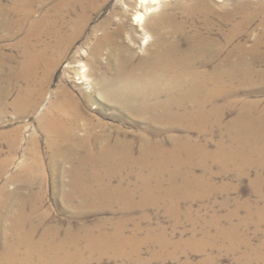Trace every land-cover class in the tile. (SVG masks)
Listing matches in <instances>:
<instances>
[{"label":"bare ground","instance_id":"obj_1","mask_svg":"<svg viewBox=\"0 0 264 264\" xmlns=\"http://www.w3.org/2000/svg\"><path fill=\"white\" fill-rule=\"evenodd\" d=\"M161 1L165 0H138L139 10L135 11L134 24L141 26L145 17L154 13ZM217 1L218 4L211 0H179L171 6L166 5V9L171 10L169 13H159L144 28H138L144 36L142 46L152 39V44L142 56L125 43L123 24L119 23L115 29L109 30L107 24L110 21L107 20L93 30L88 42L90 55L84 65H78L79 71L73 77L76 84L86 87V90L79 89L82 103L63 85L39 127L54 156H81L84 166L85 159L111 158L114 162L110 167L103 162L92 163L93 172L103 171L106 179L116 177L121 182L133 177L134 182L112 190L102 183L98 193L86 187L79 191L80 208L95 204L97 207L94 206V209L112 210L117 207L127 212L167 202L169 209L176 212L180 202L190 204L224 192L226 186L214 182V167L218 175L225 176L231 171L238 178L246 177L250 169L264 171V107L261 105V109L255 101L239 99L242 89L252 90L259 83H264V0ZM82 3V0H59L41 19H33V0H11L7 6H3L0 0V13L18 16L13 23H8L5 34L15 37L24 28L27 30L20 41L24 47L23 61L14 75L30 83L29 95L27 93L28 96L20 101L26 100L32 110L36 109L37 100L48 86L58 55L64 53L72 38L80 35L86 26L89 18ZM76 6L81 8L80 13L77 20L71 22V34L63 38L61 28L65 24V9ZM257 21L259 30L247 46L252 26ZM43 36L53 40L43 45ZM41 44L42 51H38L37 47ZM104 49L108 51L105 64L99 60ZM90 76L94 77L92 83L88 79ZM95 96L105 100L107 106L142 121L139 135H135L141 144L138 149H135L133 141L123 138H128L130 133L121 132L120 128L111 130L106 123L85 110L95 101ZM235 109H238L237 117L223 124L225 113ZM75 124L84 126V135L78 139L75 134L77 129L72 130ZM156 124L164 125L161 134L153 127ZM216 130L221 131V135L211 151L207 142ZM174 131H181L184 135L174 139ZM191 132L197 134L195 140L190 137ZM162 134L169 139L167 145L152 139V136ZM16 136L14 139L9 133L2 136L11 152L19 143V135ZM30 144L34 151L35 140H31ZM8 162L0 165V174ZM32 162V167H24L18 172L27 171L35 177L40 176L42 166L37 157ZM197 168L201 172L199 175L195 173ZM121 170L125 172L123 179ZM18 176L9 180H18ZM260 180L263 178L258 177L251 184L257 195H260L257 188ZM86 195L91 196V200ZM262 197L258 200L263 201ZM3 207L0 202V210ZM22 218L29 219L28 216ZM24 222L16 220L7 228L9 239L29 242V233L20 235L21 228L26 226ZM70 237L68 234L59 243V250H66L63 253L66 263L71 261L74 253L80 252L77 249L79 239L85 241L86 250L104 251L128 246L131 240L124 237L121 224L112 234L103 231L92 234L87 230L76 240ZM10 245L5 244L3 249L9 252ZM55 250L57 247H45L43 252L55 254ZM25 251L23 261L27 263L29 252L33 250L27 247ZM11 262L14 264L16 261L10 258Z\"/></svg>","mask_w":264,"mask_h":264},{"label":"rangeland","instance_id":"obj_2","mask_svg":"<svg viewBox=\"0 0 264 264\" xmlns=\"http://www.w3.org/2000/svg\"><path fill=\"white\" fill-rule=\"evenodd\" d=\"M10 1L1 0V4L7 6L10 5ZM58 1L33 0L32 18L41 19L46 11L53 8ZM177 1L179 0L161 1L157 10L147 15L140 26L133 22L135 11L139 10L137 8L138 0H82V5L85 6L89 18L86 26L80 35L72 38L64 53L58 55L49 77L48 86L42 97L37 100V107L34 110L26 100L20 101L22 97L29 95L30 83L24 78L14 75L23 61L24 47L20 41L25 37L27 30L24 28L23 31L15 34V37L7 36L5 31H8L6 30L8 25L18 19V16L0 13V62L2 63L0 68V165L4 161H9L0 174V202L4 206L0 210V264H13L9 263L10 258L16 261L14 264H264V200H258L262 196L264 197V171L250 169L246 177L238 178L235 172L231 173V171L225 176L218 175V170L214 167L212 172L215 184L226 186L223 194H213L214 196L211 195L204 200H194V203L190 204L180 202L179 210L176 212L169 209L167 202L159 203L156 206H147L143 209L135 208V210L127 212L117 207L112 210L94 209L97 206L90 203L88 208L82 209L79 207L81 199L79 191L89 187V191L98 193L102 183L107 189L112 190L123 187L128 182L133 183L134 178H128L123 183L120 178L116 177L106 179L103 171L94 170L93 172L92 163L102 164L100 162H103V165L110 167L114 162L111 158L85 159L86 165L84 166L81 164L83 160L80 159L83 158L81 156L71 154V156H67L69 159L54 156L50 144L39 127L42 118L46 117L63 85L82 103L80 90H86V87L76 84L73 77H76L75 73L79 71L78 65H84L90 55L89 38L98 25L109 20L107 29L113 30L117 24H123L125 43L135 50L137 55L142 56L152 44V39L142 46L144 36L142 30L139 29H142L159 13H169L171 10L166 9V5L171 6ZM211 1L214 4L219 3L217 0ZM79 8L76 6L65 9V24L61 28L63 38H67L71 34V22L77 20L81 10ZM258 24V21L253 24L247 46L251 44L254 33L258 32ZM52 40L53 38L43 36L42 44L51 43ZM39 47L37 50L42 51V47ZM107 55L108 51L104 49L99 58L101 63H106ZM88 79L92 83L94 77L90 76ZM263 84L259 83L257 88L252 90H249L250 88L242 89L239 99L258 102L262 109L264 107ZM85 110L106 123L111 127V130L120 128L121 132L130 133L127 134L128 138L126 136L123 138L133 141L135 149L140 147L139 139L135 135H139L138 131L141 130L142 121H137L133 117L107 106L106 101L98 96H95V101L86 106ZM237 115L238 109L226 112L223 124L232 122ZM162 126L156 124L153 127L159 129V134H161V130L164 128ZM83 127L79 124L72 125V130L77 129V132L75 131L77 139L84 135ZM6 133L12 134L13 139L19 135V143L12 152L2 137ZM183 135L184 133L181 131L172 133L174 139L181 138L180 136ZM220 135L221 131L216 130L208 138L209 150L214 149ZM190 137L195 140L197 134L191 132ZM33 139L36 142L35 153L31 150L30 144ZM152 139L166 145L169 140L165 134L159 135V137L152 136ZM34 157H37L42 166L40 176L35 177L27 171L18 172L24 167L27 169L32 167ZM29 163L31 164L29 165ZM16 173H19L20 177ZM195 173L196 175L201 174L199 168L195 170ZM121 175V179H123L125 176L123 170H121ZM14 176H18L19 178H16L18 180H9ZM258 177L263 178L257 185L260 195L253 192L251 186ZM2 192H4V196H1ZM138 195L136 200H138ZM86 196L91 200V196ZM20 213L21 217H19ZM24 216H28L29 219L24 220L22 218ZM16 220L25 221L26 226L21 228L20 235L29 233L31 237H29V242H20L17 238L9 239L10 237L6 234L7 228L16 223ZM119 224L124 228V237L131 239L128 246H124L125 248L112 247L105 251L101 249L86 250L85 241L79 239L77 249L80 252L74 253L70 262H64L66 255L63 253L66 250L60 251L59 243L68 234L71 235L70 238H74L73 240L83 236L87 230H90L92 234L99 231L112 234ZM86 228L87 230H85ZM231 235L233 236L231 237ZM5 244H11L9 252L3 249ZM27 247L33 251L29 252L30 258L26 263L23 261V257L26 255ZM45 247H57V251H53L55 254L52 252L44 254ZM67 251L69 252V250Z\"/></svg>","mask_w":264,"mask_h":264}]
</instances>
